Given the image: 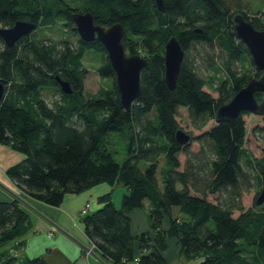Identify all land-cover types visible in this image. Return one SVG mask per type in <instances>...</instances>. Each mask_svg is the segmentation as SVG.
Returning <instances> with one entry per match:
<instances>
[{
	"label": "trees",
	"instance_id": "obj_1",
	"mask_svg": "<svg viewBox=\"0 0 264 264\" xmlns=\"http://www.w3.org/2000/svg\"><path fill=\"white\" fill-rule=\"evenodd\" d=\"M163 1L164 12L155 0H0V26L26 20L38 28L61 21L78 37L75 46L69 39L38 38L35 30L8 46L0 36V81L6 85L0 100V143L24 155L6 173L22 197L51 206H60L68 194L122 183L126 191L121 207L113 200V188L99 197L98 209L81 217L94 250L109 264L136 259L137 264H169L163 253L169 239L178 240L182 257L201 259L199 264H264V207L246 209L242 202L254 180L264 182V150L261 157L251 158L245 147V115L250 112L232 121L216 118L219 106L263 72L252 57L251 69L238 72L228 65L229 76L220 81L216 98L205 89L207 79L184 57L177 86L170 89L164 79V55L173 35L185 54L203 41L221 47L230 59L246 60L249 52L236 36L229 0ZM73 11H92L95 22L104 26L122 23L125 48L128 39L133 43L130 55L138 53V45L144 48L140 52L149 63L131 110L120 105L116 73L104 44L80 37ZM243 13L264 30V9L257 15ZM88 51L104 53L98 71L113 80L111 87L94 95L85 91L89 70L83 57ZM58 76L70 82L71 94L61 90ZM51 87L61 93L54 105L42 92ZM255 96L263 98L259 91ZM180 107L188 109L195 129L202 131L215 120L200 134L190 133L192 141L201 144L196 152L190 149L192 141L176 140ZM260 115L263 123L254 131L264 135V111ZM115 136L128 140L122 163L113 150L119 142ZM181 152L187 156L184 169ZM143 160L148 164L144 170L139 167ZM216 194L221 198L211 201L209 196ZM144 207L149 209L150 229L134 233L130 213ZM29 221L30 211L21 201L0 200V264H48L42 257L16 253L24 245L19 238ZM11 242L14 246L7 248Z\"/></svg>",
	"mask_w": 264,
	"mask_h": 264
},
{
	"label": "water",
	"instance_id": "obj_2",
	"mask_svg": "<svg viewBox=\"0 0 264 264\" xmlns=\"http://www.w3.org/2000/svg\"><path fill=\"white\" fill-rule=\"evenodd\" d=\"M155 1L158 9L161 12H164V1ZM72 18L80 37L84 41L90 42L99 39L104 44L108 59L116 73L120 105L126 110H131L134 102L141 95V74L143 69L148 66V58L139 54H127L123 43L126 29L122 23L118 22L110 26L97 24L92 11H73ZM234 23L235 33L240 44L246 47L256 67L263 73L260 77L251 79L229 102L218 107L216 118L219 121H232L244 111L259 115L264 111V30L257 29L253 23L245 17L243 12L234 15ZM36 29L37 24L35 22L18 20L10 27L0 26V36L8 46H13L21 37L32 33ZM197 31H200V29ZM164 57L165 82L170 89H175L185 57V50L175 35L169 37L166 41ZM57 80L64 93L71 94L73 92L69 81L62 79L59 76L57 77ZM5 91L6 85L0 81V100L4 98ZM257 91L262 93V100L256 98L255 92ZM176 140L180 144H188L192 141V135L184 129L179 128L176 132ZM0 186L7 190L15 199L21 201V203H23L28 209L38 214L57 230L70 237L84 250L95 257L101 264H109L92 247L80 241L44 211L22 197L18 192L3 184L1 181ZM256 203L258 205L264 203V186L256 198Z\"/></svg>",
	"mask_w": 264,
	"mask_h": 264
},
{
	"label": "rangeland",
	"instance_id": "obj_3",
	"mask_svg": "<svg viewBox=\"0 0 264 264\" xmlns=\"http://www.w3.org/2000/svg\"><path fill=\"white\" fill-rule=\"evenodd\" d=\"M229 5L232 7L231 10L234 14L242 12H246L248 14L257 15L259 11L264 9V0H229ZM36 36L38 38H46L52 39L54 41H61L64 39H69L73 42L75 46L78 45V37L74 35L72 32L67 31L66 27L62 24L61 21H57L54 24L49 26H39L36 31ZM130 42V43H129ZM133 46L132 41H127L126 52L129 54L130 48ZM143 47L138 45L136 47L139 55L142 52L140 50ZM144 49V48H143ZM130 55V54H129ZM247 59L243 60L241 57L230 59L228 52L223 50L221 47L211 44L207 42H197L186 52L185 58L187 61L193 65L197 73L207 79L208 85L205 86V89L212 93V95L216 98L219 97V92L216 88L219 86L220 81L229 76L228 65L234 71L242 72L245 69H251V61L250 54L248 53ZM105 61V55L103 52L96 51H88L83 57L84 66L88 68L89 73L85 78V91L87 95L98 94L101 89L109 88L113 85L112 78H105L100 76L98 68ZM45 88L42 90L43 96L47 99V101L54 105L61 97V93L55 88ZM245 119L247 121V136H246V144L245 147L251 154L252 157H261L263 155L264 150V135L260 132L254 131L255 127L261 125L262 116L259 114L249 113L245 115ZM177 120L179 122L180 128L185 131L192 133L193 135H198L202 131L209 129L211 126L215 124V120H211L203 130H198L193 127L192 120L190 118L188 109L186 107H180L179 113L177 116ZM122 135V133L120 134ZM113 140L118 142L115 152L116 159L119 162H123L127 156V141L122 138V136H115ZM2 147H7L6 145L0 144ZM200 142L193 140L191 142V150L198 151L200 149ZM115 147V144L113 145ZM11 150V148H9ZM9 151V150H8ZM20 153V152H17ZM23 155L22 153H20ZM24 156V155H23ZM181 160L180 169H184L187 156L184 152H181L179 155ZM164 158L161 157V165L164 164ZM148 166L147 162L144 160L139 163V167L144 170ZM246 167V166H245ZM250 167H246L248 169ZM252 173H258L254 169H251ZM158 177L161 182V173L159 171ZM0 181L5 184L1 179ZM162 183V182H161ZM6 185V184H5ZM98 186V185H97ZM264 186V182L261 179L257 181L254 180L251 187L244 191L242 202L246 209L253 210H261L264 207V203L261 205H255L256 198ZM1 187V186H0ZM93 188V187H92ZM91 189V188H90ZM125 186L122 183H119L115 190L113 191V200L117 207H121L122 196L125 193ZM89 190V189H88ZM221 196L219 194L210 195L209 199L213 202H217ZM90 209L93 207V201L90 200ZM132 217V229L133 231H141L143 228L149 226V209L148 207L137 208L130 213ZM235 216L239 215V211H235ZM83 215H81L82 217ZM59 224V223H58ZM83 224V222H82ZM60 225V224H59ZM84 226V225H83ZM64 228V227H63ZM81 228V227H80ZM66 229V228H65ZM67 230V229H66ZM70 232V231H69ZM71 233V232H70ZM76 237V236H75ZM80 240V239H79ZM81 241V240H80ZM83 242V241H82ZM136 261V260H135Z\"/></svg>",
	"mask_w": 264,
	"mask_h": 264
},
{
	"label": "crops",
	"instance_id": "obj_4",
	"mask_svg": "<svg viewBox=\"0 0 264 264\" xmlns=\"http://www.w3.org/2000/svg\"><path fill=\"white\" fill-rule=\"evenodd\" d=\"M8 147L11 148L10 146ZM9 148L0 145V179L8 187L18 192L19 190L16 188L12 179L7 175L6 171L10 166L21 161L24 156L17 153L18 151L12 148L10 150ZM118 184L117 182L113 187L103 183L79 194H68L60 206H51L38 201L30 202L53 218L62 227L70 231L78 239L92 247L93 244L85 233L80 211L90 200L93 201V207L89 211L98 209L102 205L99 202V197L110 192L113 188L115 190ZM13 199L14 197L7 190L0 187V200L10 201ZM29 211L30 221L27 228L28 230L19 238L20 241H24V245L19 246L18 250H16L19 257H42L48 264H101L70 237L57 230L38 214L30 209ZM148 224L149 226L143 228L141 231L133 232L140 233L150 229V220ZM168 242L169 246L163 253L169 264L200 263L201 259L188 260L181 256L180 244L177 239H169ZM13 243H9L6 247L12 248L14 246ZM130 264H137V262L134 261Z\"/></svg>",
	"mask_w": 264,
	"mask_h": 264
},
{
	"label": "built area",
	"instance_id": "obj_5",
	"mask_svg": "<svg viewBox=\"0 0 264 264\" xmlns=\"http://www.w3.org/2000/svg\"><path fill=\"white\" fill-rule=\"evenodd\" d=\"M141 55H142V53H141ZM89 210H90V204L89 203H86L85 206L80 211L81 212V215L87 214L89 212ZM92 248L94 249V245H92Z\"/></svg>",
	"mask_w": 264,
	"mask_h": 264
},
{
	"label": "flooded vegetation",
	"instance_id": "obj_6",
	"mask_svg": "<svg viewBox=\"0 0 264 264\" xmlns=\"http://www.w3.org/2000/svg\"><path fill=\"white\" fill-rule=\"evenodd\" d=\"M245 15V14H244Z\"/></svg>",
	"mask_w": 264,
	"mask_h": 264
}]
</instances>
